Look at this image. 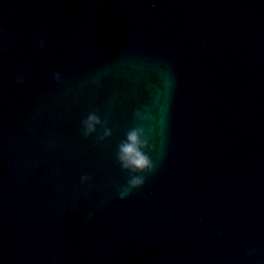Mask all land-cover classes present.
I'll return each instance as SVG.
<instances>
[{"label":"water","instance_id":"obj_1","mask_svg":"<svg viewBox=\"0 0 264 264\" xmlns=\"http://www.w3.org/2000/svg\"><path fill=\"white\" fill-rule=\"evenodd\" d=\"M0 264H264V0H0Z\"/></svg>","mask_w":264,"mask_h":264},{"label":"clouds","instance_id":"obj_2","mask_svg":"<svg viewBox=\"0 0 264 264\" xmlns=\"http://www.w3.org/2000/svg\"><path fill=\"white\" fill-rule=\"evenodd\" d=\"M39 47L44 49L46 47V40L44 37L40 39ZM52 79L57 83L63 82V76L59 71L52 74ZM14 83L22 85L24 83L23 74L18 75ZM150 108L145 106L144 111H136V118L143 119L144 112L149 111ZM107 120H102L100 115L95 111H90L80 121V132L87 138L98 129H102L103 134L96 136L97 143L111 136L112 130L108 126ZM153 145L145 135V131L141 127H132L124 134V138L118 143L115 151V160L120 169L127 173V179L124 184L117 189L121 197L126 196L130 190L140 188L145 183V174L152 172L154 168L153 160L150 153L153 152ZM91 176L84 174L79 178L81 185H87L91 182ZM219 231L217 235H219ZM254 249L249 250V255L254 254Z\"/></svg>","mask_w":264,"mask_h":264}]
</instances>
